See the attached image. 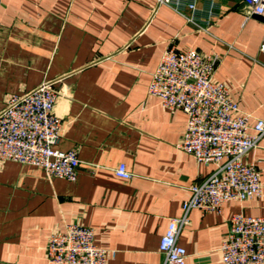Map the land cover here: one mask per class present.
Listing matches in <instances>:
<instances>
[{
    "label": "crops",
    "instance_id": "crops-1",
    "mask_svg": "<svg viewBox=\"0 0 264 264\" xmlns=\"http://www.w3.org/2000/svg\"><path fill=\"white\" fill-rule=\"evenodd\" d=\"M169 45L218 55L214 80L250 125L264 121V16L250 15L244 0H196L183 15L155 0H0V111L10 97L54 82L56 148L76 150L79 160L75 182L0 164V264H48L50 234L71 223L115 251L108 264L162 263L168 221L182 215L191 185L214 170L178 149L185 114L148 95ZM243 161L258 171L262 196L220 213L192 210L178 238L185 264H223L231 216L264 217V137ZM121 164L129 180L116 177Z\"/></svg>",
    "mask_w": 264,
    "mask_h": 264
},
{
    "label": "built area",
    "instance_id": "built-area-1",
    "mask_svg": "<svg viewBox=\"0 0 264 264\" xmlns=\"http://www.w3.org/2000/svg\"><path fill=\"white\" fill-rule=\"evenodd\" d=\"M196 0H155L183 15L195 11ZM250 15L264 16V0H244ZM186 20L196 24L194 17ZM264 54V46L261 47ZM220 63L216 54L195 50L178 51L169 45L151 75L148 95L169 111L186 116L185 131L178 149L197 163L211 164L214 170L189 188L182 204V215L170 219L159 241L160 264H185V250L178 238L187 226L189 213H220L225 204L260 198L263 187L253 164L243 157L258 148L264 137V121L250 125V116L239 110L229 88L214 80ZM54 82L45 81L31 91L8 99L0 111V164L13 162L44 171L48 179L75 182L79 168L76 150L56 148L62 121L53 112L57 93ZM116 177L131 178L125 165L115 170ZM94 231L77 223L50 234L45 248L48 264H108L115 251L99 248ZM223 264H264V217L235 213L228 233L219 248Z\"/></svg>",
    "mask_w": 264,
    "mask_h": 264
},
{
    "label": "water",
    "instance_id": "water-1",
    "mask_svg": "<svg viewBox=\"0 0 264 264\" xmlns=\"http://www.w3.org/2000/svg\"><path fill=\"white\" fill-rule=\"evenodd\" d=\"M259 17V16H258Z\"/></svg>",
    "mask_w": 264,
    "mask_h": 264
}]
</instances>
